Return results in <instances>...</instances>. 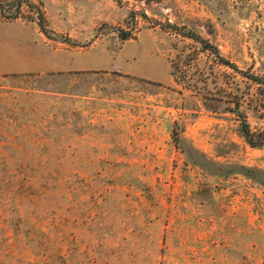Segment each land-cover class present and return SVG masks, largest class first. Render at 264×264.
Masks as SVG:
<instances>
[{
	"label": "rangeland",
	"instance_id": "374dc122",
	"mask_svg": "<svg viewBox=\"0 0 264 264\" xmlns=\"http://www.w3.org/2000/svg\"><path fill=\"white\" fill-rule=\"evenodd\" d=\"M29 1L0 16V264H264L231 110L263 131L262 91L184 36L264 76V0Z\"/></svg>",
	"mask_w": 264,
	"mask_h": 264
},
{
	"label": "trees",
	"instance_id": "16d2710c",
	"mask_svg": "<svg viewBox=\"0 0 264 264\" xmlns=\"http://www.w3.org/2000/svg\"><path fill=\"white\" fill-rule=\"evenodd\" d=\"M24 6L33 8L34 5L29 0H0V16L6 19H17L21 16L22 9ZM130 16L132 17V19H135L136 14L134 12H131ZM36 18V23L38 24L41 32L44 33L45 36L51 38L50 32L45 24L42 10L38 7H36ZM117 31L121 39H128L132 37L133 34L131 30L118 29ZM184 36L198 42L201 45V48L211 54L218 64L225 65L231 68L236 73L249 80L251 83L257 84L260 87V90L262 91L261 93H259V96L262 97L264 101V76L255 74L249 70L244 71L242 69H239L234 63L226 59L215 45L210 43L208 40L200 37L199 35L187 32L184 33ZM238 98L240 99V96H238ZM239 99L235 100V109H231L236 115V119L239 123V128L245 140L250 146H260L264 143V130L260 132L252 131L251 126L247 120L246 114L240 109Z\"/></svg>",
	"mask_w": 264,
	"mask_h": 264
},
{
	"label": "crops",
	"instance_id": "0c3cea01",
	"mask_svg": "<svg viewBox=\"0 0 264 264\" xmlns=\"http://www.w3.org/2000/svg\"><path fill=\"white\" fill-rule=\"evenodd\" d=\"M122 51V49L120 50ZM6 59H8V53H6L5 51H0V71H8V70H13V68H8L7 64H6ZM72 67V66H71ZM70 67V68H71ZM68 70V69H67ZM136 70H134V73Z\"/></svg>",
	"mask_w": 264,
	"mask_h": 264
}]
</instances>
